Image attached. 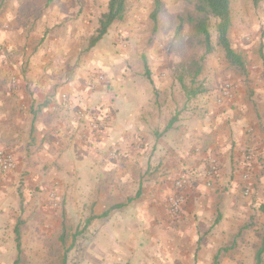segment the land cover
<instances>
[{
	"label": "crops",
	"instance_id": "obj_1",
	"mask_svg": "<svg viewBox=\"0 0 264 264\" xmlns=\"http://www.w3.org/2000/svg\"><path fill=\"white\" fill-rule=\"evenodd\" d=\"M19 36L12 26L5 32L0 25L7 50L23 54L0 55V148L20 162L17 174L0 179L7 180L13 196L23 191L27 201L45 208L51 203L46 196L53 193L66 210L78 209L80 226L93 217L89 237L101 242L100 256L115 260L124 256L123 250L137 255L136 242L143 241L139 248L153 251L154 264L166 258L178 264L180 236L210 241L220 229L223 208L229 214L255 206L264 210L263 71L236 75L232 100L219 103L216 90L206 91L186 107L177 91L145 73L113 74L90 90L85 74L78 68L72 72L67 57L44 55L49 44ZM66 45L70 42L56 40L51 46L59 52ZM9 65L13 77L4 72ZM98 113L107 122L95 132L88 121ZM212 162L218 168L210 176ZM180 174L189 178L185 201L178 220L168 222L166 200ZM19 175L21 190L13 187ZM242 187L256 193L258 202H235ZM263 241L264 235L259 247ZM259 247L255 264L263 260L264 250L261 261H255Z\"/></svg>",
	"mask_w": 264,
	"mask_h": 264
},
{
	"label": "rangeland",
	"instance_id": "obj_2",
	"mask_svg": "<svg viewBox=\"0 0 264 264\" xmlns=\"http://www.w3.org/2000/svg\"><path fill=\"white\" fill-rule=\"evenodd\" d=\"M108 1L0 0V25L5 32H10L12 26L16 35L21 34V41L30 39L40 45L49 44L45 47L44 55L67 57V65L72 72L78 68V72L85 74V84L90 90L96 89L113 74L134 73L144 76L145 59L151 77L157 82L165 83L166 88L177 91L176 97L180 104H190V100L196 101L201 93L215 90L216 101L220 103L224 99L232 100L235 97L238 90L236 75L251 73L254 76L260 71L264 72V0H260L258 4H254L253 0H231L232 26L229 39L234 50L244 59L245 72L241 73L230 66L220 47L214 46V50L203 57L201 70L197 75L193 74L195 66H190V62L192 64L193 58L197 61L203 51L190 39L193 36L192 29L185 26L180 46L173 39L175 17L187 6V0H161L162 11L155 30L149 16L153 0H125L123 19L110 25L107 33L89 48ZM5 40H0V55L6 59L23 56L21 50L9 52ZM56 40L64 44L70 42V45L56 52L57 49L55 51L51 46ZM212 41L215 44L213 30ZM12 69L14 70L9 65L4 72L13 77ZM16 69L24 72L23 66ZM226 85L231 88V95L218 101V96ZM187 90H197L198 93L188 97ZM79 116L82 117L80 113ZM92 117H96L98 129H92L88 121L89 128L95 132L100 131L107 122V116L92 114L89 120ZM19 167L20 162L15 157V166L6 172L0 170V175L6 177L17 174ZM248 177L249 174H244L242 179L247 180ZM22 180L19 175L13 187L21 190ZM6 183L7 180L0 179V264H14L18 255L14 233V226L18 221L20 264H102L105 259L112 261V264H154L157 257L153 251L139 248L145 245L143 241L136 242V248L139 249L137 255L123 250L124 256L117 257L116 261L114 257L100 256L98 249L101 242L89 237L92 234L89 225L80 226L78 209L66 210L55 200L53 193L46 196L51 198L47 207L34 206L30 199L27 201V194L22 196L23 191L21 195L13 196ZM235 202H243L246 206L258 200L256 193L249 191L248 187H242ZM257 207L238 210L240 213L233 209L229 211L230 214L223 208V216L218 225L220 229L212 233L214 237L210 241L204 240L203 236L197 241H192L190 234L180 236L181 250L176 256L177 263L213 264L214 255L219 253V264H255L253 254L264 235V210ZM62 209H65V225L61 222ZM180 211L181 209L177 214L171 215L167 209L168 222L178 220ZM78 230L81 233L72 243L71 237ZM124 242L128 246L134 243ZM170 260L164 259L163 264H173ZM261 264H264V254Z\"/></svg>",
	"mask_w": 264,
	"mask_h": 264
},
{
	"label": "trees",
	"instance_id": "obj_3",
	"mask_svg": "<svg viewBox=\"0 0 264 264\" xmlns=\"http://www.w3.org/2000/svg\"><path fill=\"white\" fill-rule=\"evenodd\" d=\"M260 0H253L254 4H258ZM125 0H109L105 13L99 19V27L97 34L91 39L89 48L93 47L108 31L110 25L115 21H120L124 17ZM162 11V1L153 0V8L150 12V21L154 30L159 23V16ZM231 0H187V6L183 11L176 15V22L174 27V43H182V34L186 25H188L192 31L193 36L190 38L194 40L197 47H199L203 53L196 61L192 59L190 66L194 67V75H197L201 70V61L203 57L211 53L214 50V46L220 47L223 52L225 60L230 66L237 71L245 72V62L240 53L235 51L228 36V31L231 26ZM212 30L215 33V44L212 41ZM144 73L146 77L150 78V71L145 59H143ZM185 88V87H184ZM188 97L195 96L197 90H187ZM92 216L88 217L85 226L90 224ZM20 222L18 221L14 226L15 244L18 251V255L14 260V264H20L19 251H20ZM76 235L80 234V231L75 232ZM75 238V237H74ZM73 242L75 240L73 239ZM72 242V243H73ZM264 250V241L255 254V261L259 263L261 261V253ZM213 264H219V253L214 256Z\"/></svg>",
	"mask_w": 264,
	"mask_h": 264
},
{
	"label": "built area",
	"instance_id": "obj_4",
	"mask_svg": "<svg viewBox=\"0 0 264 264\" xmlns=\"http://www.w3.org/2000/svg\"><path fill=\"white\" fill-rule=\"evenodd\" d=\"M231 95V88L226 85L218 96V101H221L224 97ZM89 125L92 129L97 130L96 117H92L89 120ZM15 166V157L11 152L0 148V170L9 171ZM217 170V165L211 163L207 170L208 175H212ZM189 178L186 174H180L173 182L174 192L167 198V209L171 215H175L181 209L182 203L184 202L183 188L187 185Z\"/></svg>",
	"mask_w": 264,
	"mask_h": 264
}]
</instances>
